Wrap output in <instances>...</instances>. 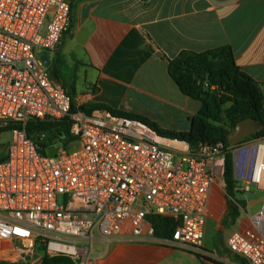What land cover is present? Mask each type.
Listing matches in <instances>:
<instances>
[{
    "label": "built area",
    "instance_id": "2783aa9c",
    "mask_svg": "<svg viewBox=\"0 0 264 264\" xmlns=\"http://www.w3.org/2000/svg\"><path fill=\"white\" fill-rule=\"evenodd\" d=\"M70 26L71 0H0V130L11 133L0 162V261L34 264L42 252L36 264L45 256L100 264L98 248L107 253L118 240H159L208 257L205 227L227 157L237 190L264 194V137L192 147L107 110L72 112L71 95L37 54L55 53ZM31 122L67 123L69 134L44 153L47 134L30 137ZM149 215L178 221L173 238H157ZM249 218L226 244L264 264V208Z\"/></svg>",
    "mask_w": 264,
    "mask_h": 264
},
{
    "label": "crops",
    "instance_id": "0c3cea01",
    "mask_svg": "<svg viewBox=\"0 0 264 264\" xmlns=\"http://www.w3.org/2000/svg\"><path fill=\"white\" fill-rule=\"evenodd\" d=\"M220 47H231L242 72L264 83V0H71L69 31L55 53L41 56L58 68L59 78L52 76L77 108L105 105L146 117L163 130L188 132L202 103L181 92L170 61L183 52ZM227 209L228 201L223 228L210 213L204 241L209 256L202 258L248 264L226 244L233 231L250 225V216L241 219L248 208L231 228L224 225ZM165 247L159 240H118L98 253L100 264H168Z\"/></svg>",
    "mask_w": 264,
    "mask_h": 264
},
{
    "label": "trees",
    "instance_id": "16d2710c",
    "mask_svg": "<svg viewBox=\"0 0 264 264\" xmlns=\"http://www.w3.org/2000/svg\"><path fill=\"white\" fill-rule=\"evenodd\" d=\"M50 71L58 79L59 70L52 66ZM169 72L179 89L186 96L202 103V108L192 119V128L188 132H173L161 129L150 119L127 114L105 105L82 106L77 108L72 103V112L81 111L91 114L95 110H107L115 116L126 117L146 123L159 134L188 142L192 147L200 144L229 146L228 135L236 125L246 119H256L264 125V83H259L242 72L236 63L231 47H220L203 53L183 52L170 61ZM215 86L216 89L211 87ZM9 130H0V135ZM46 133L47 139L41 143L43 152L53 138L66 137L69 124L31 122L28 134ZM252 137H264V129ZM4 154L0 162L5 159ZM225 190L228 197V209L224 219L227 228L235 226L247 207V200L237 190L232 157L228 156L225 169ZM148 220L159 239H172L179 222L173 218L149 215ZM201 257L200 255H197ZM0 264H8L0 261ZM42 264H74L65 257L50 258L45 256Z\"/></svg>",
    "mask_w": 264,
    "mask_h": 264
},
{
    "label": "rangeland",
    "instance_id": "374dc122",
    "mask_svg": "<svg viewBox=\"0 0 264 264\" xmlns=\"http://www.w3.org/2000/svg\"><path fill=\"white\" fill-rule=\"evenodd\" d=\"M37 54L41 56L42 54H48V52L38 50ZM10 140H11L10 132H5L0 136V143H6V142H9ZM77 148H78L77 144L75 145L73 144L71 147L69 146L70 150H75ZM261 195H263V192L254 190L251 194H241L240 198L244 200H249V199L258 198ZM227 201H228L227 194L225 195L224 192L220 190L218 192V196L215 200V203L213 202V204L210 207L212 214L215 217H218L219 219L220 228H223L222 227L223 225V221H222L223 215L222 214L226 207ZM262 208H263L262 205H259L252 210H247L246 213L245 212L243 213L241 219L247 216L255 215ZM210 225L211 226L213 225L212 222L210 223ZM210 229H211L210 231L213 230V228H210ZM213 234L215 235V241H217L219 239L218 234H216L215 231H213ZM163 250L166 255L168 264H213L212 262L206 261L202 257H198L197 255L191 254L190 252H187V251H182V250L170 248V247H165L163 248ZM35 254L36 255L34 257V261H35L34 264L38 263L37 261L40 260L43 256L42 252H38Z\"/></svg>",
    "mask_w": 264,
    "mask_h": 264
},
{
    "label": "water",
    "instance_id": "95a60500",
    "mask_svg": "<svg viewBox=\"0 0 264 264\" xmlns=\"http://www.w3.org/2000/svg\"><path fill=\"white\" fill-rule=\"evenodd\" d=\"M42 62L48 68L51 67V61L45 55L41 57ZM264 125L256 119H246L239 122L236 127L229 133L228 140L230 145H239L242 141L249 137H252L261 131H263ZM9 147V142L0 144V158L6 153ZM56 154V148L52 147L49 149V155L54 156ZM262 205L264 206V195L258 198L250 199L247 203L248 210H252L255 207Z\"/></svg>",
    "mask_w": 264,
    "mask_h": 264
},
{
    "label": "bare ground",
    "instance_id": "6f19581e",
    "mask_svg": "<svg viewBox=\"0 0 264 264\" xmlns=\"http://www.w3.org/2000/svg\"><path fill=\"white\" fill-rule=\"evenodd\" d=\"M18 262H19V258L16 259V257H7L5 260L3 259V263L16 264Z\"/></svg>",
    "mask_w": 264,
    "mask_h": 264
}]
</instances>
